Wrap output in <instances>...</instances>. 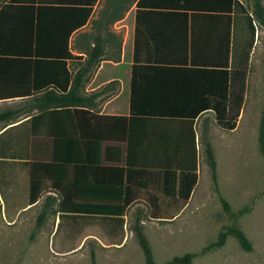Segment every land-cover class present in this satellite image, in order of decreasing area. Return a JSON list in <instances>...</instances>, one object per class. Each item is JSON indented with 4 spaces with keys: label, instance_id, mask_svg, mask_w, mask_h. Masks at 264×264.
Returning <instances> with one entry per match:
<instances>
[{
    "label": "trees",
    "instance_id": "obj_1",
    "mask_svg": "<svg viewBox=\"0 0 264 264\" xmlns=\"http://www.w3.org/2000/svg\"><path fill=\"white\" fill-rule=\"evenodd\" d=\"M247 6L240 0H141L139 3V8H152L185 17L189 12L193 16L205 12L226 21L223 39L226 44L225 60L221 66L230 68L227 106L224 110L220 107L216 113V124L226 131L237 128L245 103L250 53L255 41V20L264 27L263 1L254 0L251 10ZM89 13L90 9H87ZM241 15L245 16V22ZM86 20L87 17L83 22ZM191 41L188 40L184 51L185 64L189 62ZM139 46L138 35H131L125 46L124 59L141 62ZM103 54V45L97 43L88 52V61L82 72L76 75L75 84L68 93L65 91L71 74L66 70L68 82L64 91L59 97L45 98L42 110L48 111L30 119L29 129L21 132L22 141H25V136L45 140L27 141L28 146L37 144L36 147L42 149L43 159H30V154L20 157L12 151L0 149V196L6 221L14 222L20 212L36 204L43 194L55 193L54 200L58 201V205L54 212L59 222L52 238V248L61 254L75 252L90 236L108 245L121 244L117 230L110 222H123L128 208L134 204H144L153 219H174L188 205L198 183L197 113L184 115L194 119H162L127 116L126 112L114 116L100 115L84 109L90 106L91 98L79 94V88L89 69L100 61ZM28 58L32 55L25 48L5 50L0 47V59L24 61ZM66 58L82 59L74 57L69 51ZM156 59L164 61V58ZM177 62L181 59L178 58ZM192 66L196 65L192 63ZM121 76L125 89L113 105L128 99V75ZM11 86L0 79V100L14 98L13 94L27 91L21 85L13 93ZM69 108L77 109L72 111ZM14 114L13 110L0 112V121L9 120ZM48 121L64 126H42ZM207 134L205 129L203 135L206 137ZM258 142L264 159V109ZM204 144L211 177L218 188L214 150L206 138ZM221 201L224 210L234 220L250 211L246 206L234 212L225 198ZM50 212L48 208L42 210L37 227L42 225ZM141 222V213L138 212L133 231L143 251L145 264H157ZM229 236H234L244 251L253 250L246 233L231 225L223 227L216 241L209 243L204 252L224 247ZM195 257V253L188 252L173 257L165 264H192ZM91 259L92 264H97L93 250Z\"/></svg>",
    "mask_w": 264,
    "mask_h": 264
},
{
    "label": "crops",
    "instance_id": "obj_2",
    "mask_svg": "<svg viewBox=\"0 0 264 264\" xmlns=\"http://www.w3.org/2000/svg\"><path fill=\"white\" fill-rule=\"evenodd\" d=\"M240 1L245 3L246 0ZM140 2L0 0V47L5 50L25 48L32 55V58L24 61L0 59V79L12 84L13 93L21 85L27 90L24 94H13L14 98L0 100V112L15 111L12 118L0 121V137L7 135L10 141H22L21 132L30 127L28 121L48 111L42 110L43 100L59 97L64 91L68 82L66 70L71 74L65 91L68 93L75 84L76 75L82 72L88 61V52L100 43L104 54L89 69L79 88V94L91 98L90 106L84 109L100 115L114 116L126 112L127 116L162 119H194L184 115L197 113L195 126L197 141H200L199 119L210 116L216 124L218 109L221 107L224 110L227 106L230 68L221 66L225 60L226 44L223 39L226 21L205 12L194 16L189 12L185 17L152 8H139ZM87 9H90L89 14ZM86 17L87 20L83 22ZM262 32L264 34V30ZM118 34L125 36L115 45L114 37ZM131 35H138L139 63L124 59L125 46ZM190 39L191 47L188 49H191V56L185 64L184 51ZM256 44L253 51L257 48ZM67 51L82 59L66 58ZM114 55H117L116 59ZM156 58H164V61ZM178 58L181 62H177ZM192 63L196 66H192ZM121 74L128 75V99L113 105L125 89ZM69 109L75 111L77 108ZM42 126L51 128L64 125L48 121ZM205 129L209 134L210 125L207 122L202 129L204 138ZM24 140L45 141L30 136H25ZM36 145L28 146L29 157L43 159L42 149ZM55 196L51 192L43 194L36 204L22 212L41 205L40 213L47 208L49 211L55 210L58 205ZM0 204L4 212L1 196ZM47 217L43 219V226L47 223ZM55 217L52 238L59 222L58 216ZM115 229L122 242L117 226ZM88 238L101 240L95 236Z\"/></svg>",
    "mask_w": 264,
    "mask_h": 264
},
{
    "label": "rangeland",
    "instance_id": "obj_3",
    "mask_svg": "<svg viewBox=\"0 0 264 264\" xmlns=\"http://www.w3.org/2000/svg\"><path fill=\"white\" fill-rule=\"evenodd\" d=\"M253 2L245 1L249 10ZM241 19L246 21L244 15ZM254 23L253 47L257 43V48L254 51L252 48L250 53L253 61H249L246 99L239 123L235 131L230 132L217 126L210 116L199 119L198 183L188 205L177 217L153 219L144 204H134L128 208L123 222L112 221L122 237L121 244L108 245L101 240L87 238L75 252L61 254L52 248L55 210L49 213L44 226L42 223L37 227L42 205L22 212L15 223L9 224L0 204V264H92V250L97 264H145L143 251L133 231L138 212L157 264H165L188 252L196 254L192 264H264V159L258 142L264 109V27L256 20ZM124 36L115 35L114 44L117 45ZM205 122L210 125L205 138L214 150L218 188L213 183L205 153V138L202 136ZM7 137H0V147L20 157L28 155L27 141H10ZM221 198L230 203L234 212L246 206L250 211L234 220L224 210ZM231 225L246 233L253 250L244 251L237 239L229 236L224 247L204 252L209 243L216 241L223 227Z\"/></svg>",
    "mask_w": 264,
    "mask_h": 264
}]
</instances>
